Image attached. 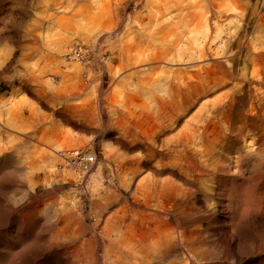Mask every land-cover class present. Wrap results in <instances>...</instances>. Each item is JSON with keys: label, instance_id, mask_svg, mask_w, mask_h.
<instances>
[{"label": "rangeland", "instance_id": "obj_1", "mask_svg": "<svg viewBox=\"0 0 264 264\" xmlns=\"http://www.w3.org/2000/svg\"><path fill=\"white\" fill-rule=\"evenodd\" d=\"M0 264H264V0H0Z\"/></svg>", "mask_w": 264, "mask_h": 264}, {"label": "bare ground", "instance_id": "obj_2", "mask_svg": "<svg viewBox=\"0 0 264 264\" xmlns=\"http://www.w3.org/2000/svg\"><path fill=\"white\" fill-rule=\"evenodd\" d=\"M70 59V58H69ZM182 83V82H181ZM186 83V82H185ZM184 82H183V84L184 85H187L188 83H190V82H187V84H185ZM192 84L190 83L189 85H188V87L190 88V86H191ZM191 101V100H190ZM132 131L131 130H128V129H123V136H131L132 135V133H131ZM198 134V133H197ZM139 135V134H138ZM135 138H136V144L135 145H133L132 147L130 146V147H127V149L131 152V151H135V150H141L143 153H144V155L143 156H139V157H137V156H134L133 158H130L128 161H127V163L128 164H130L131 166H133V168H135L136 170H137V168L139 167V166H141L142 164H144V163H148V162H151V161H153V160H155L156 159V157H157V151H156V149L155 148H153V144H151L150 142H149V138L148 137H143L142 139H140V137L139 136H137V135H133ZM130 139V138H129ZM133 141V140H132ZM191 145H193V143H189V142H186V143H184V142H182L181 144H179L175 149H167V150H171V152H169V155L170 156H163L162 157V153H163V151L159 154V157H158V159H159V163H170L171 161H166L167 159L168 160H171V159H173V161H181L183 164H184V168H182V169H184L183 170V172L185 171V174H186V176H187V181H186V185L187 184H189V185H194L195 183H197L198 182V178L202 175V174H204V171H203V169H202V167L198 164V161H196V157H197V155H196V153H194L193 151H192V149H190V147H191ZM195 146H196V144H195ZM162 148H163V146H161ZM168 148V147H167ZM76 151H84V152H82L83 154H86L87 152L85 151V150H82V149H80V150H76V149H73V150H68V151H66L65 152V157H66V160L70 163L71 162V160H69L68 159V155H70V156H72V154L74 153V152H76ZM167 154V153H166ZM171 154L173 155V156H171ZM74 157H75V155H74ZM171 157H173V158H171ZM155 158V159H154ZM174 158H177V159H174ZM157 160V159H156ZM197 160H198V157H197ZM176 164V163H175ZM182 164V165H183ZM166 165V164H165ZM69 167L70 168H72L73 166H71V164H69ZM74 168V167H73ZM131 168V167H130ZM132 168V169H133ZM81 169V168H80ZM131 169V170H132ZM70 171L71 170H69L68 169V172L70 173ZM186 180V179H185ZM189 185H187V186H189ZM192 188V187H191ZM184 193V194H183ZM191 192H190V190L188 189V190H186L185 192L183 191L182 192V194H183V197H185L186 196V194H190ZM180 196H182V195H180ZM182 197V198H183ZM179 198V197H178ZM167 200H168V202H176V201H178L177 199H176V195L173 193V194H171V196H168V198H167ZM183 203V200L181 199L180 200V204L181 205H183L182 204ZM177 204H179V203H177ZM185 204V203H184ZM180 205V206H181ZM176 206V205H175ZM168 212V211H167ZM164 216V215H163ZM153 217H155V216H153ZM155 228V227H154ZM152 231V230H151ZM148 232V231H147ZM154 232V231H153ZM151 234V233H150ZM149 234V235H150ZM117 235V234H116ZM153 235V234H152ZM112 236V238H113V241L114 242H116L118 239H117V236H120V234L119 235H117V236H115V235H113V234H111L110 233V237ZM121 236H123V234L121 235ZM120 236V237H121ZM147 236V235H146ZM144 237V236H143ZM150 237V236H149ZM119 238V237H118ZM151 238V237H150ZM153 238V237H152ZM149 239V238H148ZM175 239V238H174ZM110 240V239H109ZM108 240V241H109ZM145 241V240H144ZM111 242V241H110ZM113 242V243H114ZM116 243H118V248L120 249V248H123V249H126V248H129V247H127V246H125V244H124V242L122 241V239H121V241H117ZM115 243V244H116ZM114 244V245H115ZM110 246H111V244H110ZM116 246H117V244H116ZM113 247V246H112ZM134 249H136V248H134ZM121 250V249H120ZM123 251V250H122ZM127 251H129L130 253H132V254H134L135 253V255H141V252H138V249H137V251H135V250H131V249H127ZM119 252V251H118ZM120 253V252H119ZM121 253H123V252H121ZM113 255H114V253H113ZM115 255H116V253H115ZM117 255H118V253H117ZM122 255V254H121ZM119 256V255H118ZM143 256V255H142ZM115 257V256H114ZM117 259V258H116ZM122 259V258H121ZM119 262H121V260H119L118 259V263Z\"/></svg>", "mask_w": 264, "mask_h": 264}, {"label": "built area", "instance_id": "obj_3", "mask_svg": "<svg viewBox=\"0 0 264 264\" xmlns=\"http://www.w3.org/2000/svg\"><path fill=\"white\" fill-rule=\"evenodd\" d=\"M70 56L68 59L77 60L82 65L89 64L90 62V53L87 51L73 52ZM68 159L71 160L70 164L74 167H72L73 169L81 168L85 170H87V166H93L97 161L95 153H92L91 155L89 153L83 154L82 151H76L72 156L68 155Z\"/></svg>", "mask_w": 264, "mask_h": 264}]
</instances>
